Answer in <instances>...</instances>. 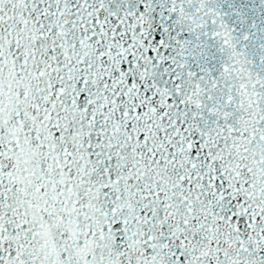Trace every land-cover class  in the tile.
<instances>
[{"label": "snow or ice", "instance_id": "6c2138e0", "mask_svg": "<svg viewBox=\"0 0 264 264\" xmlns=\"http://www.w3.org/2000/svg\"><path fill=\"white\" fill-rule=\"evenodd\" d=\"M0 264H264V0H0Z\"/></svg>", "mask_w": 264, "mask_h": 264}]
</instances>
